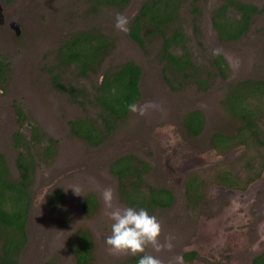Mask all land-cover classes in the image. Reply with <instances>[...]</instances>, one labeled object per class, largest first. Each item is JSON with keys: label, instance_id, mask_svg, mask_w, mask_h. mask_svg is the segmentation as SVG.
<instances>
[{"label": "rangeland", "instance_id": "374dc122", "mask_svg": "<svg viewBox=\"0 0 264 264\" xmlns=\"http://www.w3.org/2000/svg\"><path fill=\"white\" fill-rule=\"evenodd\" d=\"M142 1L129 0L122 11L103 7L97 14H89V0H11L8 4L9 14L15 22L13 27L3 31V23L7 20L0 24V60L10 65L6 71V82H0V152L4 154L11 174L16 177L14 160L17 152L11 144L14 132L20 130L28 138L30 125H35L57 142L55 158L50 163L42 160V144L31 149L36 169L27 220L28 242L19 264H75L66 243L78 229L88 231L93 241V256L89 264H124L132 256L112 255L105 244L106 237L111 235L112 221L105 216L101 190L113 188L114 204L126 207L117 197V183L108 170L110 163L119 156L133 154L148 163L146 185L161 186L156 176L160 173L166 180L167 175L156 169L155 164L159 160L156 154H159L164 169V160L173 156L171 150L176 141L182 143L186 150L195 151V155L205 153L203 161L193 160L191 156L185 162L187 169L182 173L183 179L195 176L202 181L203 195L210 193V185H219L216 177L228 174L232 180L243 181L261 165L264 153L256 140L246 141V145L219 154L210 147L208 136L215 130L235 134L239 127L238 121L224 108L228 85L247 79L264 80V13L253 19L243 37L224 42L217 38L210 18L226 0H186L178 24L187 38L188 54L195 71L191 73V79L183 82L180 76L162 73V64L157 58L159 39H147L142 49L127 34L115 28L116 14H124L131 22ZM237 1L258 8L263 3V0ZM91 28L116 41L100 69L82 78L72 67H57L55 54L65 38ZM214 50L219 54L214 56ZM217 56H222L226 64L224 78L217 74L212 64ZM127 61L138 64L142 72L138 84L141 95L137 104L152 101L161 106L160 110L144 117L130 112L97 147H90L70 136V120L87 118L99 126L98 110L86 99L94 97V88L105 71ZM49 71L58 74L63 85L83 89L85 98L76 99L83 105L71 102L65 93L55 90ZM199 80L205 83L203 87ZM14 106L20 108L24 116L20 126ZM191 110L202 112L205 119L207 131L199 139L177 130L184 115ZM158 116H162L161 120L169 119L164 123L169 125V131L162 130V122L154 123ZM258 118V130L264 140V113ZM74 188L80 189L78 194ZM53 193L61 195L56 204L49 200ZM87 194L95 197L97 206L86 217L80 203ZM163 214L160 211L151 215L159 220ZM176 247L172 245L170 249L156 252L149 246L145 254L171 264L174 261L172 257L177 254Z\"/></svg>", "mask_w": 264, "mask_h": 264}, {"label": "trees", "instance_id": "16d2710c", "mask_svg": "<svg viewBox=\"0 0 264 264\" xmlns=\"http://www.w3.org/2000/svg\"><path fill=\"white\" fill-rule=\"evenodd\" d=\"M186 0H143L137 13L129 24L127 37L140 48H145L147 39L160 40L157 58L162 64V73L170 76H180L183 82L191 79L195 71L188 54L187 40L179 23V9ZM89 14H97L103 7H113L122 11L129 0H89ZM196 12V11H195ZM194 12V13H195ZM264 13L249 4L236 0H226L212 14V26L220 41H235L245 34L254 14ZM115 40L107 37L100 30L91 28L69 34L56 51L57 67H72L78 76L87 78L89 74L98 71L110 51L115 47ZM178 50L180 54L176 53ZM212 64L219 76L225 77L226 64L222 56L213 59ZM8 64L0 60V82H6ZM52 87L65 93L71 102L83 105L77 98H85L83 89L63 85L60 76L49 71ZM141 68L132 61H127L113 69L105 71L100 83L94 88L95 95L86 102L98 110L99 126L87 118H77L68 122L70 134L90 147H97L108 138L118 122L125 120L129 111L127 105L136 103L140 98L138 84ZM167 81V80H166ZM203 87L202 81H198ZM115 89V92H113ZM224 103L230 115L239 120L251 136L257 138L264 147L257 121L264 113V80L247 79L236 84H229ZM19 126L24 116L20 108L14 106ZM184 124L190 133L197 135L203 126V117L197 112L189 113ZM30 137L17 130L12 134L11 144L16 150L14 160L16 177H13L7 165L4 154L0 152V264H19V259L27 242V220L31 207V184L36 169V161L31 152L32 147L42 144V160L46 163L54 160L57 142L46 136L37 126L30 125ZM223 140H227L224 137ZM243 143V142H242ZM110 174L120 180V200L129 207L135 208L140 201L142 206L150 207L153 202L165 201L168 192L156 190L146 185L143 176L149 170L146 163L135 156H125L115 159L110 165ZM125 197V198H123ZM155 197V198H154ZM157 198V201H156ZM57 199L56 194L50 196V201ZM84 208L95 209L97 201L88 195ZM154 205V204H153ZM163 205V204H162ZM77 246L68 244L75 257V264H88L90 259V240L86 234L77 239ZM77 249V251L75 250ZM131 261L132 264H138ZM51 264V263H44Z\"/></svg>", "mask_w": 264, "mask_h": 264}, {"label": "flooded vegetation", "instance_id": "af4514ba", "mask_svg": "<svg viewBox=\"0 0 264 264\" xmlns=\"http://www.w3.org/2000/svg\"><path fill=\"white\" fill-rule=\"evenodd\" d=\"M2 1L3 2L0 3V24H2L4 20H7L3 23V27L1 29L3 31V29L13 27L15 18L11 17L9 14L10 8L8 4L11 3V0ZM183 5L178 11L179 17ZM263 6L264 0L261 8H263ZM261 8L258 9L260 10ZM258 14L251 16L250 25ZM210 20L212 22V16ZM176 53L180 54L181 51L178 50ZM4 62L8 64L7 61ZM238 82L232 84H236ZM138 101L136 103H138ZM225 102L226 100L224 98V103ZM224 108L227 111L225 105ZM262 108H264V104ZM194 111L199 112L203 117L202 112L198 110H191L184 115L177 130L180 132L185 131L186 134L193 139H199L203 137V135H205V131H207L204 117L202 129L197 135L191 134L189 129L186 128L184 124L185 117ZM129 114L130 112L128 115ZM228 114L231 116L229 112ZM156 119L157 120L154 123H157L158 121L162 122L163 131L170 130L168 127L169 125L164 124L169 119L164 118L161 120L162 116H158ZM236 121H238L239 127L235 134H227L222 131L215 130L208 136L209 145L214 153L221 154L232 151L239 145H246V141L249 142L252 141V139L256 140L258 147H260L264 153V147L260 145L257 138L251 136L248 129H244L240 133L242 123L239 120ZM256 124H258V122ZM215 135L224 137L227 140H223ZM70 136L72 135L70 134ZM171 152L173 156L169 158V160H164V169L161 167L159 154H156L159 160H157L158 162L155 164V167L165 173L167 175V179L164 180L163 176L159 173L156 176V179L159 180L161 186H151L153 189L168 192L165 201L161 200V203H157L155 201L153 202V199L151 200L152 205L150 207L147 205L142 206L139 201L137 205H135V208H144L150 214L160 211L164 212L159 219L162 225L160 240L163 243L167 237H172V245L175 247L177 246V254H175L172 258L175 259L177 256L182 257V264H264V157L261 161L260 167L257 168V170L246 180L235 181L230 179L228 174H224V177H216V182L219 185H210V193L208 195H203L201 188V186H203L202 181L195 176H188L187 179H183L182 173L187 169L185 168V162L189 161L191 156L193 157V160L197 159L203 161L206 156L205 153L195 155V151L186 150L179 141L175 142V146L172 148ZM125 156L135 155L128 154ZM125 156H119L117 158ZM138 159L141 160L140 158ZM143 162L146 163L145 161ZM168 162L170 165L167 164ZM146 164L150 168L148 163ZM146 174L143 176L144 182ZM113 178L117 183V197L120 200V180L114 176ZM214 187L216 188L213 189ZM88 195L90 194L82 197L80 203L82 211L86 217L90 215L89 212L92 211V209L84 208L83 201ZM60 198L61 195H58L57 199L53 200L52 204L59 202ZM121 203L124 206L129 207L122 201ZM190 216L192 219H190ZM82 234H86L90 240V263L93 256V241L88 231L83 229L73 231L69 241L66 243V248L68 249L70 255L73 256L75 262L74 254L69 250L68 244L77 246V239H79ZM175 237L176 239H173ZM75 250L77 251L76 248ZM168 254L169 253H165V255ZM135 258H138L139 260L141 257L139 255L131 256L126 259L124 264H132L131 261H136Z\"/></svg>", "mask_w": 264, "mask_h": 264}, {"label": "clouds", "instance_id": "9594fccd", "mask_svg": "<svg viewBox=\"0 0 264 264\" xmlns=\"http://www.w3.org/2000/svg\"><path fill=\"white\" fill-rule=\"evenodd\" d=\"M130 20L127 16L117 13L115 16V28L127 34L130 31ZM219 54L217 50L213 55ZM115 92V89H113ZM161 106L149 101L143 104L131 103L127 110L135 115L144 117L152 111H159ZM76 194L79 188L73 189ZM101 198L104 203L105 216L112 221L111 235L106 237L105 244L112 255H139L138 264H164V262L151 254H145L151 246L156 252L172 247V237H167L162 243V225L155 215H151L146 209L133 207H119L114 204L115 192L107 187L101 190ZM171 264H182V257L177 256Z\"/></svg>", "mask_w": 264, "mask_h": 264}]
</instances>
